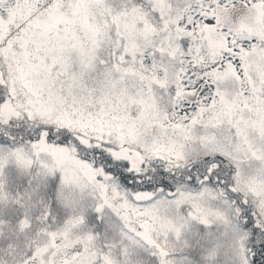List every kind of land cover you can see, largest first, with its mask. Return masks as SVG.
Returning <instances> with one entry per match:
<instances>
[{
    "label": "snow or ice",
    "instance_id": "snow-or-ice-1",
    "mask_svg": "<svg viewBox=\"0 0 264 264\" xmlns=\"http://www.w3.org/2000/svg\"><path fill=\"white\" fill-rule=\"evenodd\" d=\"M0 264H264V0H0Z\"/></svg>",
    "mask_w": 264,
    "mask_h": 264
}]
</instances>
